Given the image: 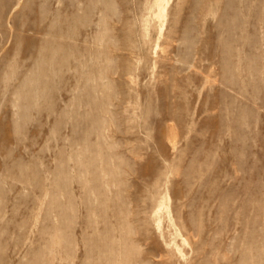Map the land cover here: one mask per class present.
I'll list each match as a JSON object with an SVG mask.
<instances>
[{
	"label": "rangeland",
	"instance_id": "obj_1",
	"mask_svg": "<svg viewBox=\"0 0 264 264\" xmlns=\"http://www.w3.org/2000/svg\"><path fill=\"white\" fill-rule=\"evenodd\" d=\"M0 234V264H264V0H0Z\"/></svg>",
	"mask_w": 264,
	"mask_h": 264
},
{
	"label": "bare ground",
	"instance_id": "obj_2",
	"mask_svg": "<svg viewBox=\"0 0 264 264\" xmlns=\"http://www.w3.org/2000/svg\"><path fill=\"white\" fill-rule=\"evenodd\" d=\"M60 1V0H59ZM53 26H57L58 23H57V20H54L53 21ZM43 51L42 53H40L35 59H34V65H32L33 67H31L29 69V73H27V75L23 78V81L18 85L16 86L15 88V92H14V100L15 102L13 104H15L14 106H16L18 104V101L21 100V99H27L28 101L29 98L31 97L32 95V87H39V89L43 88V80H42V75H45V74H48V73H51L53 70L52 67L50 68H44L42 66H40V63L41 61L43 60H46V59H49L51 63H53L55 60H56V56L57 57H65L66 54L68 55V52H71L72 50H63V47L59 46V45H55V44H50V43H45L43 45ZM47 50H53V54L52 56L48 55L47 53ZM60 54L59 56L56 54ZM56 54V55H55ZM14 61V60H13ZM17 62L14 61V64H16ZM38 63V67L36 66L35 67V64L37 65ZM108 63H109V60H108ZM13 68V64L9 65V69L11 70ZM37 68V70H36ZM35 74L37 75V77H35ZM15 76H16V72H15ZM42 81V82H41ZM46 85V84H45ZM30 87V88H29ZM49 88V87H48ZM43 96L45 95V93L42 94ZM21 109V108H20ZM25 114V112H24ZM99 124V123H98ZM175 137V136H174ZM170 143L171 145L176 148L177 146V142H176V139L174 138H170ZM101 152V151H100ZM103 154V153H102ZM101 155V154H100ZM105 158V157H104ZM107 163V162H106ZM108 164V163H107ZM106 165V164H105ZM19 166L22 167L23 166V163L22 162H19ZM108 170V169H107ZM49 194V190L46 191L45 195H48ZM40 198H38V201H39V204H43L44 202V199L41 198V200H39ZM39 206V205H38ZM35 215V219L32 221L35 226H37V221H38V217L39 215ZM23 225H25L27 223V218L23 220ZM34 226V227H35ZM60 231V230H59ZM62 231V230H61ZM59 234V233H58ZM1 235V234H0ZM95 237V236H94ZM54 238V237H53ZM56 238V237H55ZM63 238V237H62ZM61 238V239H62ZM97 238V237H96ZM65 239V238H64ZM187 240V239H186ZM126 241V240H125ZM186 242V241H185ZM88 244V243H87ZM90 244V243H89ZM105 247V246H104ZM135 248V247H134ZM100 253V252H99ZM102 253V252H101ZM107 253V252H106ZM115 253V252H114ZM109 254V253H108ZM1 256V254H0ZM106 256V255H105ZM135 256V255H134ZM100 257V256H99ZM108 257V256H106ZM105 257V258H106ZM101 259V258H100ZM128 259V258H127ZM123 261V260H122ZM109 262V261H108ZM112 262V261H111ZM89 263V262H88ZM114 263V262H113ZM124 263V262H123ZM122 263V264H123ZM19 264H38V261L37 260H29L25 263H19ZM110 264V263H109Z\"/></svg>",
	"mask_w": 264,
	"mask_h": 264
}]
</instances>
